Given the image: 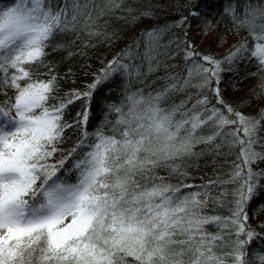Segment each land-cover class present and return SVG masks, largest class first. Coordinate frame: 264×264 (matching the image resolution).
Listing matches in <instances>:
<instances>
[{
  "label": "snow or ice",
  "instance_id": "6c2138e0",
  "mask_svg": "<svg viewBox=\"0 0 264 264\" xmlns=\"http://www.w3.org/2000/svg\"><path fill=\"white\" fill-rule=\"evenodd\" d=\"M123 7V0H103L100 5L94 0L71 4L65 0L62 7L52 0H14L0 7V94L7 97L5 89L14 93V98L0 102V264H127L128 257L136 264H245L249 242L264 237L247 223V206L264 191V171L252 169L264 160V153L254 150L257 144L264 146V138L258 136L264 115L247 117L223 100L222 61L195 51L188 39V17L175 25L185 29L180 43L185 60L191 61L184 83L173 78L154 96L138 91L126 97V104L110 105L118 114L112 134L102 128L91 134L84 131L78 144L57 159L66 130L73 127L64 119L67 107L75 100L90 99L92 90L113 73L139 76L140 66L131 62L132 48L138 45L118 53L87 91L74 90L64 97L52 65H45L46 49L58 32L75 31L81 18L83 27L90 29L100 16ZM224 14L232 19L230 30L247 28L255 42L251 56L264 67V4H245L243 15L229 4ZM190 15L201 13L193 9ZM210 27L209 21L202 31L207 33ZM164 31L154 28L143 33L149 70L159 49L166 47L158 43ZM233 49L225 57L228 63L248 58L246 43ZM125 57L128 63L122 62ZM42 66L47 68L43 79ZM194 75L202 78L196 86L209 89L214 97L202 94L183 112L178 108L185 101L171 110L160 106L170 93L190 86ZM213 98L216 103L209 107ZM88 115L87 109L78 114L84 123ZM208 125L213 133L198 136V130ZM225 134L242 146V165L224 182L240 184L229 216L202 213L211 198L212 182L203 186L204 192L188 195L163 180L150 186L141 182L157 167L186 175L184 159L197 155L194 146ZM73 174L75 182L70 181ZM261 209L264 204L256 211ZM210 224L221 232H208L205 226ZM224 230L235 240H225ZM224 248L230 250L217 251ZM259 254L264 260V251Z\"/></svg>",
  "mask_w": 264,
  "mask_h": 264
},
{
  "label": "trees",
  "instance_id": "16d2710c",
  "mask_svg": "<svg viewBox=\"0 0 264 264\" xmlns=\"http://www.w3.org/2000/svg\"><path fill=\"white\" fill-rule=\"evenodd\" d=\"M13 2L14 0H0V7L8 6ZM67 2L71 4L73 0H67ZM80 2L83 3V0ZM94 2L100 5L103 0H94ZM52 3L62 7L65 0H52ZM249 3L264 4V0H123L122 10L117 9L113 13L100 16L90 29L83 27L84 21L81 18L75 31L58 32L46 49L48 55L45 58V65H52L53 74L58 78L61 97L74 90L87 91L88 86L97 79L102 69L130 45H138L132 48L135 55L131 62L140 66V75H133L130 78L123 72L113 73L92 90L90 99L75 100L67 107L64 119L73 127L66 130L65 139L61 145L62 151L57 154V159L78 144L84 131L91 134L102 128L105 134H112V127L118 119V114L110 110V105L120 106L122 102L126 104V97L138 91H142L145 97L149 93L154 96L171 84L173 78L179 79L180 84L184 83L191 61L185 60L184 44L180 43L185 29L175 27L181 17H188V23L191 25L187 28L188 39L194 42L195 51L203 56H212L222 61L219 89L223 100L230 104L234 111L247 117L259 118L264 115V87H262L264 67H261L258 60L251 56L255 42L247 28L230 30L233 29L232 19L224 14L225 7L231 4L237 6L238 14L243 15L244 5ZM193 9L200 12L201 16L192 17L190 12ZM209 21L211 27L207 33H204L202 29L208 26ZM154 28L165 29L158 43L166 47L159 49L160 55L151 62L152 70H149V61L144 56L147 37L143 33L145 30ZM90 31L96 34L89 35ZM169 41L173 43L169 44ZM241 43L249 46V51L246 53L248 58L235 60L232 63L225 61L229 52L234 50L233 46L238 47ZM122 62L128 63L129 60L125 57ZM200 62L203 63L202 60ZM39 73L41 79L45 78L47 68L40 67ZM201 82L202 78L194 75L190 86L170 93L160 106L171 110L185 101L184 106L178 108V112H183L190 109L202 94L214 97V93H210L209 89L196 86ZM5 91L8 95L5 97L0 94V102L14 98L13 90L5 89ZM215 103V99H211L209 107ZM85 109L89 114L86 123L81 122L82 117L78 116ZM77 123L79 127L75 126ZM213 131L214 128L208 125L198 130L197 135L206 137ZM228 131H231V127L225 129V133ZM240 136L243 137L242 132ZM258 136L264 138V126L259 129ZM231 139L225 134L218 136L212 143L196 144L193 152L197 155L184 159L186 168L182 171H186V175H176L166 166L157 167L153 170L151 178L141 182L150 186L152 183H160L163 180L165 183L179 187L181 195L196 191L204 192L203 186L212 182L214 187L210 190L211 198L202 213L227 217L231 214L230 208L233 206L234 194L240 184L224 182L230 180L237 165H242L240 157L242 146L239 143H231ZM254 150L264 153V146L257 144ZM176 163L180 161L177 160ZM252 169L255 172L264 171V160L257 161L252 165ZM76 178L73 174L70 181L75 182ZM183 185L192 187H183ZM260 204H264V191L247 206L250 217L247 223L257 232H264V227H260L264 225V209L256 211ZM205 229L213 234L221 232L215 224L206 225ZM224 238L235 240V236H229L227 230H224ZM217 243L220 244L223 241H217ZM229 250L230 248L217 249L218 252ZM260 251H264V237L254 238L249 242L245 264H264ZM126 259L127 264H136L133 258Z\"/></svg>",
  "mask_w": 264,
  "mask_h": 264
},
{
  "label": "rangeland",
  "instance_id": "374dc122",
  "mask_svg": "<svg viewBox=\"0 0 264 264\" xmlns=\"http://www.w3.org/2000/svg\"><path fill=\"white\" fill-rule=\"evenodd\" d=\"M235 39V36L233 37V40ZM230 40H231V38H230Z\"/></svg>",
  "mask_w": 264,
  "mask_h": 264
}]
</instances>
